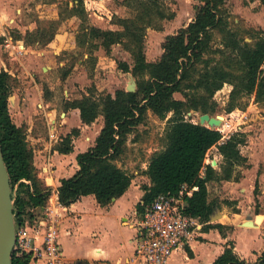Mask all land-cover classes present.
<instances>
[{
	"label": "trees",
	"instance_id": "trees-1",
	"mask_svg": "<svg viewBox=\"0 0 264 264\" xmlns=\"http://www.w3.org/2000/svg\"><path fill=\"white\" fill-rule=\"evenodd\" d=\"M65 8L62 19L80 20L75 36L77 47H86L87 53L99 48L106 53L113 45H121L129 52L132 65L120 62L123 73H130L136 81V90L118 89L114 95L96 94L89 89L79 99L66 104V109H78L83 124L94 123L99 116L103 126L92 147L77 155L79 169L73 176L61 180L58 198L63 206H70L82 196L94 195L100 206L122 196L129 188L132 176L117 162L127 149L128 136L143 122L148 113L159 119H168L163 136V148L154 152L143 172L149 184L142 185L141 202L136 210L141 217L160 194L183 195L187 217L196 219L204 230L217 229L225 235L229 229L222 224L209 223L217 204L208 200L207 183L211 181H238L240 167H248V159L241 153L247 142L244 132H237L222 140L217 129L202 126L187 119L190 111L213 115L222 105L226 114L238 120L245 112L244 97L254 96L256 103H264V30L255 32L252 45L242 43L237 33L228 27L227 0H193V19L177 33L167 35L162 43V55L148 62L145 56V36L148 28L161 29L160 21L170 16L164 0H124L133 10V16L124 18L107 12L94 2L104 0H74ZM264 6V0H259ZM95 11L117 25L115 30L101 29L88 24L87 12ZM65 14V16H63ZM214 31L221 37V48L213 53L222 55L220 62L206 58L211 51ZM42 41V33L37 31ZM35 42L34 40H31ZM205 63V64H204ZM201 68L198 65H202ZM12 77L0 70V145L12 189L17 184L14 200L16 224L24 217L43 209L50 196V187L37 176L33 151L29 146L25 125L17 126L9 112ZM180 93L183 99L174 94ZM259 120L264 114L256 115ZM79 130L73 128L61 137L53 151L68 154L73 150V137ZM216 147L222 160L218 168L205 164L207 152ZM185 187V188H184ZM187 190L191 191L187 195ZM256 183L254 195H259ZM31 254L13 252V264H30ZM212 264H250L234 252L231 242ZM254 264H264V245Z\"/></svg>",
	"mask_w": 264,
	"mask_h": 264
},
{
	"label": "rangeland",
	"instance_id": "rangeland-1",
	"mask_svg": "<svg viewBox=\"0 0 264 264\" xmlns=\"http://www.w3.org/2000/svg\"><path fill=\"white\" fill-rule=\"evenodd\" d=\"M74 2V0H23L22 10L17 14L19 29L14 28L11 31L14 37L23 38L30 48V52L24 58L27 60L28 68H12L13 71L10 74L12 92L8 102L9 112L14 120L18 117L19 120L24 121L26 119H24V114L27 109H30V115L34 119L31 132L28 131V124L25 122L22 124L27 127V139L30 134L35 138L37 135L45 138L44 141H46L50 126L55 125L57 130L54 133L58 136L57 142H59L68 124L61 116V113L67 111L65 108L67 102L81 98L87 94L89 89L95 90L96 94L114 95L116 90H126L127 85L135 80L130 73H123L118 66L120 62L132 65L131 55L121 45H113L109 53L101 48L87 53L86 47H77L75 36L80 20L77 17L61 20L62 15H59L65 8L70 9ZM94 4L119 17L133 16V10L126 5L124 0L95 1ZM195 4L193 0H164L165 11L170 17L160 21L161 29L148 28L146 30L145 56L148 62L157 61L161 57L162 43L167 35L177 33L193 19ZM224 8L228 13L229 29L237 33L242 43L252 45L255 41V32L264 30V6L259 0H227ZM87 21L89 25L102 29L119 28L95 11L87 12ZM37 31L42 33V41L35 38L41 35L40 33L36 35ZM217 48L222 49L221 37L214 31L211 51L206 56L212 63L217 61L221 63L222 55L213 53ZM6 50L5 38L0 35V54L9 64L10 55ZM201 66L203 64L198 65L199 68ZM174 97L183 99L180 93L174 94ZM32 98H34V103ZM243 102L246 103L245 112L238 120H234L225 113L222 105H218L217 111L211 116L222 114L227 121H230V125L224 128L218 126L214 129L222 132V140H226L234 133L245 132L247 143L246 146L241 147V153L244 156L252 155L256 161L264 164V146L261 145L264 137V122L258 123L256 120L258 119L256 115L264 114V103H256L254 96L244 97ZM200 114V112L190 111L186 117L198 123ZM171 115L172 113H169L165 119H159L148 113L146 121L128 136L127 149L117 164L120 163L132 177L136 178V186L149 182L143 173V168L147 167L150 156L163 148V136ZM101 119L102 116H99L95 121V131ZM27 141L32 151L34 150V161L36 144L30 139ZM251 148H254V151H251ZM216 153L217 148L212 147L207 152L205 164H209ZM38 171L39 169L36 170L37 176ZM13 193L17 194L15 188ZM102 221L104 220H97V226H100ZM261 223L262 219L248 221V228H250L248 230H254L257 233L261 229ZM89 230L91 227H88ZM256 233L253 237L254 245L258 241ZM84 236L87 235L84 234ZM88 243V240L83 239L80 246L82 249L86 248Z\"/></svg>",
	"mask_w": 264,
	"mask_h": 264
},
{
	"label": "crops",
	"instance_id": "crops-1",
	"mask_svg": "<svg viewBox=\"0 0 264 264\" xmlns=\"http://www.w3.org/2000/svg\"><path fill=\"white\" fill-rule=\"evenodd\" d=\"M22 1L0 0V35L5 40L12 38L15 45L13 50H8L9 64L0 54V69H4L9 74H12V68H28L27 60L24 58L30 52V48L25 44L23 38H17L11 34L14 28L19 29L17 14L22 10ZM32 99L34 103V98ZM32 107L34 108L33 105ZM255 107L259 111L256 103ZM29 110L27 109L24 114V119L26 118L24 121L19 120L18 117L13 121L17 126H21L25 122L28 124V131L31 132L34 127V119ZM61 116L63 121L68 123L64 128L63 136L70 133L73 128L79 130V135L73 137L72 140V152L60 154L53 151L55 146L53 144L57 140L51 139V133L57 130L55 125L50 124L46 141H44L45 138L38 135L36 138L28 135V139L36 144L33 164L36 170L39 169L38 177L51 188L50 191L56 192L61 185V180L70 178L79 169L77 155L94 145L103 126V118L96 131L94 129L95 122L90 125L83 124L78 109H67L61 113ZM256 120L258 123L264 122V119ZM52 122L54 123V121ZM261 145L264 146V137ZM251 151H254V148H251ZM246 157L249 166L239 168L241 177L238 181L207 183L208 200L218 205L212 216L214 218H211L209 223L228 226L229 229L225 235H222L217 229L204 230L201 224L199 229L195 230L189 243L172 255L171 264H212L229 242L233 244L234 252L240 258L250 264L257 262L264 245V164L256 161L252 155ZM221 160L222 157L217 152L214 159L210 160V165L215 162L212 166L218 168ZM118 166L126 171V168L120 163ZM146 168L143 170L145 171ZM135 180L136 178L133 177L127 191L106 206H100L94 195H87L82 196L70 206L60 209L58 244L63 255L62 259L54 264H131L137 234L136 222L140 220L136 206L141 202L143 196L141 186H136ZM145 183L149 184V182ZM256 183L260 192L257 198L254 195ZM50 202L55 203V199L50 198ZM102 219L104 221L100 222V226H97V220ZM258 219H262L261 229L257 233L254 230H248L250 229L248 221ZM88 227H91V230L88 231ZM255 233L258 241L254 245ZM83 239L88 240L89 243L86 248L82 249L80 243ZM65 249H67L66 252ZM30 264L49 263L40 259Z\"/></svg>",
	"mask_w": 264,
	"mask_h": 264
},
{
	"label": "built area",
	"instance_id": "built-area-1",
	"mask_svg": "<svg viewBox=\"0 0 264 264\" xmlns=\"http://www.w3.org/2000/svg\"><path fill=\"white\" fill-rule=\"evenodd\" d=\"M5 47L7 50L15 48L12 38H6ZM51 139L57 140L54 132ZM14 188L17 191V184ZM13 194L16 197V193ZM186 194L190 195L191 191L187 190ZM50 198H54L55 203L50 202ZM185 206L183 195L160 194L156 197L136 222L137 234L131 264H171L172 255L189 243L201 225L196 219L185 215ZM63 207L58 191L51 190L43 209L24 217L20 224H16L15 219L14 252L31 254V262L43 259L54 264L60 261L63 254L58 244V230L60 209Z\"/></svg>",
	"mask_w": 264,
	"mask_h": 264
},
{
	"label": "water",
	"instance_id": "water-1",
	"mask_svg": "<svg viewBox=\"0 0 264 264\" xmlns=\"http://www.w3.org/2000/svg\"><path fill=\"white\" fill-rule=\"evenodd\" d=\"M136 90V82L132 80L126 87L127 92ZM220 115L211 116L208 113L200 114L198 123L209 128L218 127L221 124ZM215 162L212 163L214 165ZM13 189L10 184V176L5 165L2 148L0 145V264H13V252L15 244V214H14ZM213 216V215H212ZM210 217L214 218V217Z\"/></svg>",
	"mask_w": 264,
	"mask_h": 264
},
{
	"label": "bare ground",
	"instance_id": "bare-ground-1",
	"mask_svg": "<svg viewBox=\"0 0 264 264\" xmlns=\"http://www.w3.org/2000/svg\"><path fill=\"white\" fill-rule=\"evenodd\" d=\"M220 119L222 121L221 124H220V127H223L224 128V127H228L230 125V121H227L226 120V117L224 115L220 114Z\"/></svg>",
	"mask_w": 264,
	"mask_h": 264
}]
</instances>
